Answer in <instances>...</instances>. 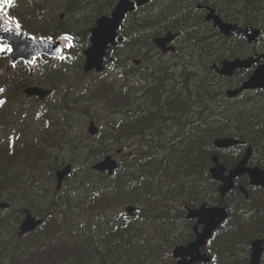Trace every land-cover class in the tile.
<instances>
[{
	"label": "trees",
	"instance_id": "trees-1",
	"mask_svg": "<svg viewBox=\"0 0 264 264\" xmlns=\"http://www.w3.org/2000/svg\"><path fill=\"white\" fill-rule=\"evenodd\" d=\"M68 1L76 23L58 17L51 24L50 18L39 11H43L40 0H13L6 10L24 32L52 37L65 33L75 37L77 43L66 51L63 60L52 61L48 70L39 67V75L28 78L26 69L18 65L4 82L1 77L8 54L0 53V101H4L0 104V201L10 204L0 210V264H160V252L177 242V233L171 229L174 221L183 216L182 202L198 205L221 201L217 183L206 170L212 139L230 136L246 140L264 169V92H245L243 95H251L248 99L222 102V77L206 66L196 74L185 67L173 80L168 78L169 68L164 69V64H151L135 82L127 78L118 86L106 73L94 74L99 83L87 80L83 89L92 98L108 100L112 112L102 113L105 128L98 138L76 134L73 127L66 126L73 124L69 107L78 101H70L74 81L69 71L80 81L89 76L82 71V50L87 47L82 45L95 15L87 12L86 0ZM197 3L212 6L224 20L261 28L263 46L259 50L264 52V0H195ZM25 4L32 7L27 9ZM170 4L173 8L150 3L140 10L146 14L134 15L130 20L133 57L146 60L144 50L151 46L150 37L187 24V0H171ZM197 30L198 25H193L186 36L191 40ZM124 58L120 61L125 63L115 60L113 68L132 69L127 54ZM46 63L51 61L46 59ZM248 75L243 71V80ZM30 84L52 89L69 85L60 90V106L50 101V105L35 112L43 124L31 136L29 126L20 117L24 109L12 105L13 96L19 97L20 89ZM255 95L258 101H247ZM89 100L87 96L85 101ZM91 118L96 119L94 114ZM52 122L57 134L44 129L45 123ZM132 138L137 139L135 146L112 176L75 164L64 188L57 193L51 191L53 168L67 162L48 154L54 145H67L72 152L85 154L88 165L115 143L125 145ZM42 163L50 165L45 177L48 185L36 176ZM234 164L235 160L230 162ZM247 188V201L235 189L223 200L229 217L212 239L214 264H247L249 242L264 230V190ZM127 204L136 207L134 217L116 212ZM24 207L44 218V222L19 237L16 231Z\"/></svg>",
	"mask_w": 264,
	"mask_h": 264
},
{
	"label": "water",
	"instance_id": "water-1",
	"mask_svg": "<svg viewBox=\"0 0 264 264\" xmlns=\"http://www.w3.org/2000/svg\"><path fill=\"white\" fill-rule=\"evenodd\" d=\"M149 0H135L132 3L130 0H118L116 6L109 16H101L96 20L94 27L91 29L90 46L83 52L85 62L83 64V71L89 73L92 70L101 72L106 65L113 61L110 56L111 48L118 44L120 36L117 30L120 27L124 15L133 10L134 6H141ZM5 5V4H4ZM0 8V52L9 51V61L11 65H15L18 61L28 64L31 69L33 60L40 56H47L51 58H59L61 55V44L59 40H49L44 37H36L27 35L17 30L10 24L2 15ZM204 6L198 5L197 8ZM208 13L206 15L207 21L212 20L215 27H218L220 33L226 37L231 35H238L247 40L249 44L256 43L260 37V31L257 28L248 26L246 28H239L236 24L223 22L221 18L215 15V10L206 6ZM175 34L167 32L165 36L153 38V44L163 53L173 51L172 46L168 43L173 40ZM260 59H264V54H259L255 57H246L244 59H234L231 61L224 60L221 67H214L215 72L222 76H230L235 69H249L253 64ZM264 90V62L258 64L250 76L242 83L239 88L229 89L226 95L229 98L235 97L242 91L247 90ZM27 97L36 96L39 99H44L49 90L29 86L22 91ZM88 133L94 135L97 133V127L91 121L88 125ZM216 148H228L237 144H243L242 140L233 137H220L213 141ZM120 152V150H119ZM251 147L248 146L244 156L239 162L225 174V166L219 160L217 155L211 157L212 166L209 169L211 178L219 182L218 193L221 198H224L226 193L234 187V181L243 173L248 175L249 183L253 186H260L264 189V170L259 166H248V159L251 155ZM118 167V162L112 158L111 155H106L98 162L91 165V170L100 173L106 172L112 175ZM71 173V164L58 169L55 172L57 180L56 188H60L61 183L65 177ZM241 193L248 198L247 192L243 186H239ZM8 207L6 202H0V209ZM134 210L132 206L127 208V212L131 213ZM188 218H197V225H203L201 232L196 233V239L189 243L186 247H176L173 250L174 258H181L184 253L196 252L195 256H191L189 261H178L177 264H212L210 257L199 254V248L203 247L206 240H208L214 231L227 219L228 210L225 205L208 206L202 203L195 209H189ZM42 222V219H36L29 210H25L24 217L18 226V236L25 235L34 231ZM196 229V226L195 228ZM264 236L262 238L254 239L251 243V254L249 264H259L263 253Z\"/></svg>",
	"mask_w": 264,
	"mask_h": 264
},
{
	"label": "flooded vegetation",
	"instance_id": "flooded-vegetation-1",
	"mask_svg": "<svg viewBox=\"0 0 264 264\" xmlns=\"http://www.w3.org/2000/svg\"><path fill=\"white\" fill-rule=\"evenodd\" d=\"M194 3H195V0H187V5L186 6H187V9L190 10V12L185 16V18H188L187 19V24H185V22H184V23H182L181 27H177L174 31L172 29H167L166 31L162 32L161 34L154 36V37L165 36L167 32L172 30L173 31L172 34H175V37L173 38V40L170 43H168V46H172L174 48V50H173L174 52H168V53H165V54L160 52L155 47V45L153 44V41H152L153 37H150V42L149 43H150L151 46L147 45L145 47V50H144V55L147 58V61L145 63V64H147V68L151 65V63L152 64H160V63H162V59L164 57H167L168 55L173 57V63L175 65L179 66L177 58H174V57L177 56V55H180L178 53V51L179 52L182 51V46H181L182 42H181L180 38L182 36H186L187 31H189V29L192 30L193 25H198L197 32L203 26H206V31L202 30L204 32L203 33L204 35L202 37L199 34H195L198 37V41L202 42V46L199 45L197 47L192 48V58H193V60H195V58H198L199 60H202L203 58H206V57L208 58L209 55L213 54V52H214L213 46H214V44L216 43L217 40L222 39L223 42H225V43L227 42V45L225 46L227 55H223V54L219 55L218 54L214 59L202 60L203 65L206 66V67L208 66V68L214 74H217L215 72L214 67H218V68L221 67L222 66V62L224 60L231 61V60H234V59H237V58L243 59V58H245L247 56H257L258 54H260L258 51H253V49H250L247 46V45H249V43L243 37L238 36V35H231L229 37H224L220 33L218 27L214 26L212 20H210V21L205 20L206 19V15L208 13V10L206 9V6L212 8L214 10H215V8H213L210 5H202L204 7L197 8V5L199 3H197L196 5ZM173 6H172V8H173ZM199 10L202 11L201 17H200V14H198V12H197ZM134 11H132V12H134ZM132 12H130V13H128L126 15V17L128 18V22H127L126 17H125V19L123 21V24H122V27H121V29H125V30L124 31L121 30V34L122 35H120V36H121V39L124 41L122 43L123 46H125V45L128 46V54H127L128 60H130L131 63H135V62L140 61L139 58H141V56L133 57V55H134L133 33L131 32L129 34V29H130L129 22L133 18ZM214 13L219 18H221V20L223 22L236 24L240 28L246 27V26H240V25H238L237 22H234V21L224 20L222 18V16L216 10H215ZM173 17H175V16H173ZM170 18H172V16ZM195 20L197 22L194 24ZM215 37H217L216 40H215ZM187 41L188 42H194V44H197V42H198V41H196L194 36L192 37L191 40L187 39ZM243 41H244V45L248 49L247 52H243ZM183 43H185V41H183ZM250 46H253V45L250 44ZM152 48H154L156 56L157 57L161 56L162 58H159V59H156V60H152L151 58L155 57V56H150L151 52H152V50H151ZM115 51H116L118 56L123 55V50L121 49L120 44L116 47ZM262 62H264V59H260L250 69H247V70H250V72H251L258 64H260ZM217 75L222 77V81H223L222 83H223V87H224V93H223L224 98H223L222 102L229 103V102H232V101H236V100H239V99L242 100L243 99V91L239 95H237L235 97H232V98H229L226 95V91L227 90L236 89V88H239L242 85V83L244 81L243 80V69H235L230 76H222V75H219V74H217ZM1 79L3 81V76L1 77ZM224 81H226L225 84H224ZM258 90H261V89H257V91ZM220 137H226V136H219V137H215L214 139L220 138ZM227 137H230V136H227ZM214 139H212V141H211V146H212L211 147L212 148L211 152L212 153L209 155V165L206 168L207 173L209 174L210 177H211V175L209 173V169L213 165L212 161H211V157L213 155H217L219 160L224 164V166H225V174H227L228 171L230 169H232L239 162V160L244 156L245 152L247 151L248 146L251 147L252 152H251V155H250V157L248 159L247 165L248 166H259L260 167V165L257 163L259 161V156L257 154L255 155V153H253L252 145L249 142H247L246 140L238 138V140H242L243 141V144H237L235 146L228 147V148H216L214 146V143H213ZM233 154H235L234 155L235 159L232 158ZM234 160H235V164L234 165H230V162L234 161ZM239 185L243 186L245 188L246 192H247L248 198H245L243 193L240 192L242 194V197L244 198L245 201H247L249 199V193H248L249 191H248V188H247L248 186H250V187H260V186L250 185L249 179H248V175L245 174V173L240 175L235 180V185H234L233 189L239 190ZM207 190L208 189H205V191H207ZM225 196H224V198H225ZM190 198H193V195H191ZM224 198H222V199L220 198L221 201L218 202V203H210L209 201H207V202L205 201L203 203H205L206 205H214V204L225 205V203L223 202ZM182 203H183V205H182L183 216H182V218H179L177 221L176 220L174 221V227L171 229V231H175L177 233V235H176L177 238H178L177 242L174 245L169 246V248L167 250L160 252V254H161L159 256V260L160 261L158 262L160 264H177V262L180 261V260L189 261L191 256H195L196 255V252H191V253L186 252V253H184V255L181 258H177V259L174 258V255H173L174 248H176V247H186L189 243L193 242L196 239V233L197 232L198 233L201 232L202 227H203V225H201V224L197 225V218H188L187 217L189 209H195V208L199 207L200 204H202V203H199L198 205H193V204L189 203L188 201H184ZM129 206H131V205H129V204L126 205V208L124 209L125 213L123 212V210H121V208L117 210V213L118 214H122L123 213V215H128V217H134L135 216V212H136V207L132 205L134 210H132L131 213H129V212H127V208ZM195 226H196V229H194ZM219 228H220V226H219ZM217 230L212 233V236L208 240H206L204 246L199 248V254L200 255H205L207 257H210V259L212 261V264H214V259H213V254L210 251V249L213 247L212 239H213L214 234L217 232ZM263 236H264V230L262 231V233L259 236L255 237L254 239L262 238ZM254 239H252L249 242V259H248V263L250 261L251 243H252V241ZM162 255H164L165 257H162ZM263 255H264V244H263L262 257H261V260H260L259 264H261Z\"/></svg>",
	"mask_w": 264,
	"mask_h": 264
},
{
	"label": "rangeland",
	"instance_id": "rangeland-1",
	"mask_svg": "<svg viewBox=\"0 0 264 264\" xmlns=\"http://www.w3.org/2000/svg\"><path fill=\"white\" fill-rule=\"evenodd\" d=\"M86 1H87V12L92 13L94 15H98L100 13L108 12L110 10L113 2H114V0H86ZM170 1L171 0H163L164 6L168 7L170 5ZM40 3H41L43 11H41V9H39V11L44 13L46 16H48V18H50L51 24H54V22L58 21V16L61 12H64L66 14V17L65 18L63 17L62 20L66 21V22L76 23V19L74 16V9L72 8V10H70V11L68 10L70 7V3L68 0H40ZM29 7H32V6H28L25 4V8L28 9ZM197 12H198V14H200V17H201L202 11L199 10ZM144 14H146V12L142 13V15H144ZM44 20H45V18H44ZM170 23L173 25L172 21ZM86 24L87 23H85V25ZM202 30L206 31V26H203L198 32H196V34H199L202 37L204 35L203 34L204 32ZM193 36L195 37L196 41H198V37L196 35H193ZM224 37H226V36H224ZM88 38H89V31L85 35V39L83 41L82 47L83 46L85 47L88 45ZM187 39L190 40V38L187 36H182L180 38V40L182 42L181 43L182 51H180V52L178 51V53L180 55H177L174 57V58H177L179 66H177L173 63V57H171L169 55L162 59L163 64L165 66H168V68H169V74H168L169 77L168 78H170V79H173V80L177 79L179 77V74L182 73V70L185 67H186L185 69L187 70V72L196 74L195 72L197 70L202 71V68L205 67L203 65L202 60L214 59L218 54L219 55H222V54L227 55L226 48H225V46L227 45V42L225 43L222 41V39H219L216 41V43L213 46V49H214L213 54L209 55L208 58L207 57L203 58L202 60H199L198 58H195V60H193L192 48L197 47L199 45L202 46V42L198 41L197 44H194V42H188ZM216 39H217V37H215V40ZM183 41H185V43H183ZM247 46L250 49H253V51H259V48H262L263 43L259 39V41L255 45H253V46L247 45ZM121 49L123 50V55H124L126 53V50H127L126 46H121ZM247 51H248V49L244 45V41H243V52H247ZM115 56H116V54H115ZM152 56H156V55L154 53H152ZM159 58H162V57L160 56ZM159 58L158 57L157 58L152 57L151 59L156 60ZM45 59H47V58L38 59L35 62V66H36L35 69H37V71H39V70L42 71L41 69H39V67H41L43 65L46 68V70H48L50 68L53 60L49 59L51 61V63L50 64H47V63L44 64ZM56 62H59V61H56ZM144 67L147 68V64L144 63ZM5 68H8V69L4 73ZM10 70L12 71L13 68L9 65V63H7L3 67V70H2L3 82L5 81L6 77L9 75ZM26 73H27V75H29L30 78L37 76V74H31L28 72H26ZM105 73L109 76L110 80L114 81L115 86L120 85V83L123 81V79L126 80V78H127L126 76L124 77L121 74H117V72H115L113 67H110L109 69H107ZM69 74L71 76V80L74 81L70 101L73 102L74 100L78 99L77 103H74L73 105H71L69 107L70 109H72L71 114H73V120H72L73 131L76 134H82L85 138H90V139L95 138L96 139V137L90 136L87 132L88 122L90 120H93V122L95 123V126H97V128H98V134L101 135L102 131L105 128V125L101 123L102 121L105 120V118H103L102 113L112 112V110H111L112 105L108 100H104L105 99L104 97L99 98V100L92 98L90 96V92L83 89L84 82L87 80L89 82H92V83H99L97 81V79L94 77V73H91L87 78H82L83 81L75 79L72 76L70 71H69ZM176 74H177V76H176ZM129 79L131 82H135V79H131V77ZM174 83L176 85H180V83H176L175 81H174ZM225 83H226V81H224V84ZM31 85H33V84H31ZM68 87H69V85H67L66 87L60 86L58 91H54L50 95L48 101H52L53 106L54 105L60 106L62 103V97L61 96L63 95V93L60 90H66V88H68ZM45 88H47V87H45ZM89 88L93 89V85H90ZM87 96L90 97L89 101H85V98ZM249 96H251V95H249ZM249 96L244 94L243 99L244 100L248 99ZM10 99H11V97H10ZM10 99H9V104H10ZM13 100L15 101L12 103L13 106L21 105L22 108L24 109V112L21 113V116H20L21 120L25 121L27 123V125L29 126V128H30V135L29 136L33 135L35 133V129L37 128V126L39 124H43L42 119L37 117L35 115V112L38 109L45 108V107H47V105H50L49 102L47 100L44 102H40L38 100L27 99L24 95H20V97L13 96ZM239 100H241V99H239ZM258 100L259 99L256 98V95H255V98H253L251 100H247V101H251L254 103L255 101H258ZM93 114L95 115L96 119L91 118ZM98 116H99V118H98ZM47 128H49V130L55 131V134H57V131H56L57 128L53 122L49 123V124L45 123L44 129H47ZM136 141H137V139L132 138L129 140V142L126 141L125 145L123 144L121 146L118 143H115V145H113L112 148H107L105 151L101 152L100 157H102L104 154H106L108 152H114L115 153V151L118 148L126 146L125 152H121L119 155L116 154L117 159H119V160L125 159L126 160L127 152H128V146H129V150H132V148L135 146ZM47 152L53 158H55L56 156L64 157V159L67 162H71L73 165L76 164V165H86L87 166V162L89 160V158L87 156H85V154H81V155L76 154L65 146L54 145ZM57 168L58 167L53 168L52 174ZM49 170H50V165L48 163H42L41 166H39L36 169V176L39 179V182H41L45 185L49 184V182L45 180V177L48 174ZM50 185H51L52 190H54L53 179H52ZM123 208H125V205L123 207H121V210H123ZM108 213L109 212H107L106 214L108 215ZM113 213H115V211L110 212V214H113Z\"/></svg>",
	"mask_w": 264,
	"mask_h": 264
},
{
	"label": "snow or ice",
	"instance_id": "snow-or-ice-1",
	"mask_svg": "<svg viewBox=\"0 0 264 264\" xmlns=\"http://www.w3.org/2000/svg\"><path fill=\"white\" fill-rule=\"evenodd\" d=\"M12 3H13V0H0V8H2L4 4L11 5ZM65 39L71 41L72 38L70 36H66ZM69 46H71V44H69ZM2 91L3 89H0V92ZM2 103H4V101H0V104Z\"/></svg>",
	"mask_w": 264,
	"mask_h": 264
},
{
	"label": "bare ground",
	"instance_id": "bare-ground-1",
	"mask_svg": "<svg viewBox=\"0 0 264 264\" xmlns=\"http://www.w3.org/2000/svg\"><path fill=\"white\" fill-rule=\"evenodd\" d=\"M258 20V19H257ZM141 35V34H140ZM159 63V62H158ZM158 119V118H157ZM211 125V124H210ZM215 125V124H214ZM208 126V125H207ZM154 127V126H153ZM178 127V126H177ZM175 129V128H174ZM216 130V129H215ZM174 131V130H173ZM197 131V130H196ZM169 136V135H168ZM208 140V139H207ZM168 141V140H167ZM188 144V143H187ZM190 146V145H189ZM157 152V151H156ZM100 154V153H99ZM97 158V157H96ZM206 161V160H205ZM184 162V161H183ZM237 162V161H236ZM250 195V194H249ZM223 206V205H221ZM226 206V205H225Z\"/></svg>",
	"mask_w": 264,
	"mask_h": 264
}]
</instances>
